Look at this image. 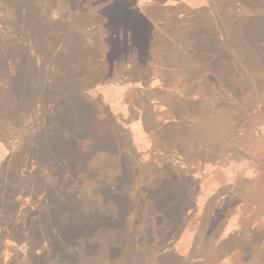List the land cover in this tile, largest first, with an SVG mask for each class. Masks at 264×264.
Wrapping results in <instances>:
<instances>
[{
  "label": "rangeland",
  "instance_id": "374dc122",
  "mask_svg": "<svg viewBox=\"0 0 264 264\" xmlns=\"http://www.w3.org/2000/svg\"><path fill=\"white\" fill-rule=\"evenodd\" d=\"M127 1L135 9L142 8L156 23L151 51L142 58L144 65H140L137 55L131 56L130 64H118L112 76L104 78L103 84L91 85L87 95L93 99L102 97L114 115L131 121L129 127L138 158L150 161L155 156L169 161L183 154L186 160L182 158V164L176 163L198 178L194 188L199 192L196 199L199 214L187 220L181 239L174 245L184 258L190 259L187 263L196 264L193 257L206 255L203 257L208 259L206 264H264V0H180L181 6L175 5L179 0ZM161 1H166L165 5ZM106 3L107 0H0V183L12 187L19 201L32 180L39 191L41 182L57 184L51 180L49 171L57 161L63 162V172L65 159L70 167L75 163L71 157L67 159L65 147L64 151L54 152L57 157L54 165L37 160L38 157L49 160L52 157L49 151L37 154L29 150L34 139L41 137L39 141H43L50 136L44 133L53 124L55 128H61V124L66 126L64 94L72 87L68 74L74 78L81 74L90 83L99 73L100 67L95 65L106 57L109 48L102 41L106 31L102 26L89 30L84 25L104 21L98 9L115 13L127 4L122 6L116 0L112 8H107ZM65 10L71 12L73 20L80 18V30L86 32L67 56L65 51L61 52L65 38L53 40L55 34L64 36L65 29L69 28L65 24ZM88 15L95 19L89 21ZM51 17L60 22L55 25ZM91 38L90 50L79 48L80 42ZM27 44L31 56H37L36 60L22 49L21 45ZM24 56L30 69L31 64L37 67L44 64V68L34 71L37 83L33 82V89L27 88L30 91L27 93H31L27 97L11 82L19 61L23 60L25 65ZM24 75L27 78V72ZM24 84L21 85L23 93ZM58 100H63V104ZM139 110L144 111L150 127L176 116L184 117L179 126L161 128L159 133L149 135L143 130ZM154 138L159 139V144L165 139V155L153 151ZM91 155L88 160L92 176L85 173L71 182L67 181L65 172V182L72 192L69 196L73 198L69 206L65 203V211L71 206L84 211L89 205H97L100 196L96 189L102 183L99 180L116 174L113 165L110 166L115 160L105 159L96 152ZM139 162L143 166L150 163ZM152 163L147 166H154ZM97 168L99 171L94 177ZM145 168H140L138 178L134 173L136 183L144 182V175L152 173V167ZM33 171H39V176L32 177ZM55 172L58 173L56 167ZM73 188H78L80 195L74 193ZM67 191L65 189V197ZM75 194L81 197L78 203L74 201ZM28 198L24 197V205L19 207L3 202L6 208L0 206V225L6 223L2 215L5 211H12L16 214L14 217L20 218L25 203L31 202ZM43 202L38 198L35 204L39 207ZM205 209L207 214L202 213ZM201 214L204 224L223 220L217 229L219 233L222 226H226L223 231L226 242L217 251L216 235L210 238L208 245L192 251L202 224ZM139 216L142 220L136 221L140 225L145 223L146 227H138L137 234L142 237L147 233L152 243L159 241L156 252L150 250L148 243L139 241L142 246L134 245V240H127L129 243L121 251L115 250L111 244L117 235L96 234L98 230H95L92 251L81 253L76 248L80 238L69 236L70 224L65 222L59 225L61 238L44 230V234L29 233L30 240L26 233L20 238L22 242H15L16 235L10 230L5 236L8 239L0 238V262L79 264L93 258L90 264H110L102 254L112 247L118 255L115 264H157L164 257L157 253L165 254L162 251H166L171 242L162 226L155 224L154 217ZM8 219L12 223V217ZM115 227L118 229L120 225ZM119 236L129 237L123 233ZM203 239L202 235L201 243ZM165 260L163 263L168 264L169 260Z\"/></svg>",
  "mask_w": 264,
  "mask_h": 264
},
{
  "label": "trees",
  "instance_id": "16d2710c",
  "mask_svg": "<svg viewBox=\"0 0 264 264\" xmlns=\"http://www.w3.org/2000/svg\"><path fill=\"white\" fill-rule=\"evenodd\" d=\"M118 2L122 6H124L123 4L125 2L127 4L115 13L113 10L110 12L105 11V7L103 8V12L98 9L97 11L100 13L99 16L103 17L104 21H97L96 23L84 25V28L89 30L102 26L106 31L102 41L103 45L109 46V48L106 57L104 56V59H100L95 65L100 67L99 73H96V75L92 77L93 79H91L90 83H88V80H86L84 76H81V74L75 78L68 74V78L72 82V87L69 89L70 91L68 90L67 93L64 94L65 114L63 120L66 126L61 124V128H55L53 124V127H50V129H47L44 133V135L50 136H47L43 141H39L41 137L37 140L34 139L30 145L32 149L29 150V152L36 151L37 154H39V151L41 154L49 151L52 156L49 160H44L43 157H38L37 160L41 163L47 162L48 165L50 163L54 165V160L57 158L54 152L58 150L64 151L65 147L67 159L71 157V160L75 162L74 165L70 167L69 162L65 159L67 181L72 182V180H76L78 176L85 173H90L92 176L91 164L88 160L89 157L93 156L91 155L92 152H96L98 156L102 154V157L105 159L115 160V163L110 164V166L113 165V171L115 170L116 174L109 179L107 177H102L99 180L102 183L100 186L98 185L96 189V193L100 196V198H98V203L94 206L89 205L84 211H81L76 206H71L65 211V203L69 206L70 200L73 198L69 196V193L72 192H70L67 181L65 182L66 179L65 172H63L64 165L62 161L55 160L57 161L55 167L58 173L59 170L61 171L59 174L55 172L54 166H51L49 169L51 172V180H55L56 182L53 183H57L56 185H53L51 182H41L42 188L39 191V189H37V183H33L32 180L28 184L31 185L30 188H27V193L25 195L19 194L22 196L20 201L17 198L16 191H11L13 189L12 187L8 188V184H5V186L0 183V206L6 208V204H3V202H6L13 206L16 204V207H19L24 203L22 202L24 197H29L28 199L31 201L28 205L25 203L20 218L14 217L16 214H12V211H5L2 213L6 223L5 225H0V238L4 236L5 239H8L9 237L5 236L10 230H13L11 232H14L16 235L15 242H19L20 238L23 239L26 233L29 236L27 240H30L29 233L35 234L36 232L38 234H44V230L47 232L50 230V235H57L61 238L59 225L67 222V224H70V227H68L70 229L69 236L73 239L78 240L80 238L81 240L79 246L76 247L81 253L90 254V251H92L90 247L96 242L94 239L98 233L116 234L117 236L114 238V244H111L115 250L118 249L121 251L123 246L125 247V245L129 243L127 240H134V245L142 246L139 241L144 244L148 243V246L151 245L150 250L155 251V246L156 244L159 245V241L152 243L150 242V238L147 237V233H144L142 237L137 234V228L143 226L144 229L146 224L142 223L143 225H140L136 220H142L139 218V215H145V217L149 219H151V216L154 217L153 220L155 224L158 227H160V225L162 226L167 240L171 242L170 247H168L166 251H162V253L165 254L157 253V256L164 255L163 259L158 261L157 264H165L163 263L166 261L165 259L169 260L168 264H191V262H186L190 259L184 258L178 249L174 247V245L176 246V242L181 239L187 220L189 221L195 215L197 216L199 214L196 205L199 192L194 188V183L198 178L195 177L193 172H187L178 166V163H183L182 158H184V155H175V157H172V160L169 159V161L165 160V157L158 160L159 158L155 156L152 160L149 159L150 161H143V159L138 158V153L135 150L137 145L132 134V129L129 127L131 121H123L118 115H114L112 111L109 110L107 104L103 102L102 97L93 99L87 95L88 88L94 83L103 84L106 81L104 78H110L118 64H130L132 55H137L140 65H144V60L142 58L151 51L152 44L155 40L154 34L157 26L148 13L142 8L135 9L127 0H118ZM115 3L116 0H107L106 6L107 8H112ZM160 3L165 5L166 1H161ZM180 3L181 1L179 0L175 5L181 6ZM66 11L67 10H65V24H68L69 28L65 29L64 36L61 35L58 37L57 34L53 36V40L65 38V47L61 49V52L65 51V56L71 53L72 48H76L74 44L79 37L80 39L83 38L81 34L84 33L86 35L85 31L80 30L82 29L78 21L80 18L73 20V18L70 17L71 12ZM98 13H96L95 16H97ZM87 19L93 21L95 18L92 19L88 15ZM52 20L55 25L60 22V19L52 18ZM35 32L36 31H34V34ZM15 35H17V33H15ZM92 41V38L83 40L79 43V48L88 50ZM21 46L22 49L26 51L28 57H34L35 60L37 59V56L36 58L35 56H31V49L28 44L26 46ZM138 54H140L141 60ZM24 61L25 65L23 60L19 61L14 78H12L11 82L13 87L16 86V90H18L20 94H24L25 97H27L31 94L27 93L30 92L27 88L33 89V82L34 84L37 83L33 76L34 71L44 68V64L39 67L36 66L37 64H31L32 69H30V67L28 68L29 63L26 61V56H24ZM84 65L85 63L83 64V69L85 68ZM24 72H27V78ZM23 82H25L24 93L21 89ZM58 102L63 104V100H58ZM139 112L141 113L139 114V118L142 120L144 128L141 127L145 133L149 135H151L152 132L159 133L161 128H164L162 130H166L171 129V127L179 126L183 121L181 118L184 117L176 116L172 119H168V121L161 125L159 123L155 125L156 127H150V124L145 120L146 116L144 111L139 110ZM41 143L43 147H40ZM151 144L154 152L164 153L165 155V149L167 148L165 139L159 144V139L154 138ZM164 144L166 146H164ZM172 150L176 151L178 148L172 147ZM139 160L142 162H153L152 164L154 166H147L150 165V163L143 166L140 164ZM212 162L213 161H211V163ZM94 167L95 166L92 165V168ZM145 167H152V170H150L152 173L144 175V182H140V184L136 183L134 173L138 174V178L141 174L140 168L146 169ZM75 171L77 172L75 173ZM98 171L97 168L94 177ZM29 175L30 174L27 176ZM33 175L38 177L39 171H33L32 177ZM9 182H11V186H13L12 179H10ZM72 184L74 185L75 183ZM65 189H68L66 197ZM77 189L78 188H73V192H77ZM141 189H143V191ZM77 193L80 195V192ZM78 195L75 194L74 198V201L77 203L81 201V197L77 198ZM38 198L44 201L39 207L35 204ZM146 200L148 201L147 203ZM106 206H108V209ZM111 207L113 208L112 211ZM36 209L38 210L37 214H35L37 211ZM202 213L207 214L206 209ZM132 214L135 215L133 216ZM203 214L199 215L202 224L199 230H197V235H195L197 238L192 245V251L194 252L197 248L202 249V247L208 245L207 243L211 240L210 238H214L215 235L216 239L214 240L216 242L217 251L226 242L227 237L225 238L223 236V231L226 226L224 224L219 233L217 229L221 221L223 223V220L217 222L210 220L208 224L206 222L204 224V218H202ZM10 217H12V223H10L11 221L8 219ZM235 218L236 216L233 214V220ZM55 222H57V225H55ZM115 225H120V227L117 229ZM95 230L98 231L95 236H92ZM122 233L128 234V239L120 237L119 234ZM233 234L234 233H231L230 235ZM202 235L204 236V242L201 243L200 240ZM11 238L14 240L13 237ZM112 247L111 250L107 249L105 253L102 254V257L110 264H115V259L118 255L114 253L115 250L113 251ZM203 257H206V255ZM203 257L197 256L193 258H195L196 264H206L208 259ZM92 259L82 260L79 264H85V262L86 264H90ZM0 264H11V262H0Z\"/></svg>",
  "mask_w": 264,
  "mask_h": 264
}]
</instances>
